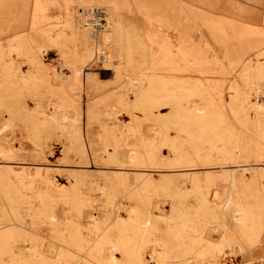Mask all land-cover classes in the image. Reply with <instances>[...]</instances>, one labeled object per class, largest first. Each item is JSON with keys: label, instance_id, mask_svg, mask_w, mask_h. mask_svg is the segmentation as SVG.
Listing matches in <instances>:
<instances>
[{"label": "rangeland", "instance_id": "374dc122", "mask_svg": "<svg viewBox=\"0 0 264 264\" xmlns=\"http://www.w3.org/2000/svg\"><path fill=\"white\" fill-rule=\"evenodd\" d=\"M260 12L0 6V264H264Z\"/></svg>", "mask_w": 264, "mask_h": 264}, {"label": "bare ground", "instance_id": "6f19581e", "mask_svg": "<svg viewBox=\"0 0 264 264\" xmlns=\"http://www.w3.org/2000/svg\"><path fill=\"white\" fill-rule=\"evenodd\" d=\"M8 1H10V0H0V6H6L7 5V3H8ZM240 3H242L244 6H246V7H249V8H255V9H258V8H260V10L261 11H264V0H238ZM258 2H263L262 4H261V6L260 7H258V5H256V3H258ZM219 10V9H218ZM215 11V10H214ZM222 11H224V10H222ZM227 12V11H226ZM218 13V12H217ZM221 13V12H220ZM228 17V16H227ZM241 19H249V20H251V21H253L252 23H244L243 25H242V28L244 29V33L243 34H240L239 36H237V37H234V39H230L228 36H224L223 38H221L220 39V41L222 42V44H228V45H231V44H233V43H239V42H243V40H245V39H247V38H249L250 37V33H251V31H254V30H257V29H261V28H263V25L262 24H259V22H263V18H264V14H262V12H260V14H254V16H249V15H242L241 17H240ZM235 19V18H234ZM194 22V21H193ZM197 22H199V21H197ZM202 23V22H201ZM200 23V24H201ZM204 24H205V22H204ZM209 24V23H208ZM202 25V24H201ZM207 26V24L205 25V27ZM219 26H221V25H219ZM257 26H259V27H257ZM204 28V27H203ZM216 28V27H215ZM230 28V27H229ZM206 29H208V28H206ZM209 30V29H208ZM214 30V29H213ZM216 30V29H215ZM1 31V30H0ZM205 31V30H204ZM203 31V32H204ZM228 31V30H227ZM232 32V31H231ZM192 35H193V33H192ZM230 35V34H229ZM231 36V35H230ZM3 37H1V39H2ZM195 38H197V37H195ZM1 41H3V40H1ZM1 44V43H0ZM256 46H257V44H256ZM260 47V46H259ZM261 48V47H260ZM259 50V49H258ZM214 57V56H213ZM223 69V68H222ZM18 71L20 72L21 70H20V68L18 69ZM25 72H27L26 70H25ZM23 75V74H22ZM25 75H26V73H25ZM63 118V117H62ZM60 137V136H59ZM221 192V191H220ZM216 193V195H217V197H222V195L219 193V192H215ZM125 207V206H124ZM233 220V219H232ZM213 232H215V233H218V231H216V230H214ZM212 234V233H211ZM160 256V255H159ZM195 264H196V262H195Z\"/></svg>", "mask_w": 264, "mask_h": 264}, {"label": "built area", "instance_id": "2783aa9c", "mask_svg": "<svg viewBox=\"0 0 264 264\" xmlns=\"http://www.w3.org/2000/svg\"><path fill=\"white\" fill-rule=\"evenodd\" d=\"M96 11L100 12L101 11V8L94 9V12H96ZM98 14H100V13H98ZM97 25H100V22H96V21L92 22V26L96 27Z\"/></svg>", "mask_w": 264, "mask_h": 264}]
</instances>
